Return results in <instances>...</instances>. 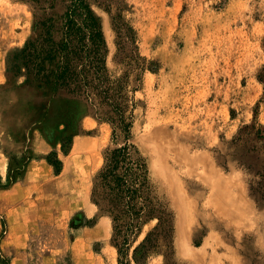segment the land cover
<instances>
[{
    "label": "rangeland",
    "instance_id": "obj_1",
    "mask_svg": "<svg viewBox=\"0 0 264 264\" xmlns=\"http://www.w3.org/2000/svg\"><path fill=\"white\" fill-rule=\"evenodd\" d=\"M124 2L139 52L156 69L143 74L134 96L132 142L175 216L171 264H264V203L251 196L261 192L254 172L262 168L251 148L264 157V0ZM45 7L0 0V264H118L112 220L91 200L104 152L114 146L112 126L92 116L78 121L69 154L57 148L56 174L46 159L54 145L34 124L40 96L9 73ZM93 9L118 76L111 18ZM63 116L54 106L49 122ZM99 223L104 237L96 238ZM147 264L167 263L159 255Z\"/></svg>",
    "mask_w": 264,
    "mask_h": 264
},
{
    "label": "trees",
    "instance_id": "obj_2",
    "mask_svg": "<svg viewBox=\"0 0 264 264\" xmlns=\"http://www.w3.org/2000/svg\"><path fill=\"white\" fill-rule=\"evenodd\" d=\"M44 1L46 7L35 16L33 34L11 59L9 73L11 79L24 76L21 88L40 96L38 109L43 112L37 119L39 123L34 124L55 149L47 162L56 174L62 172L57 148L60 145L61 152L69 154L74 137L82 131L78 121L92 116L109 123L114 146L104 152L103 165L93 180L91 200L100 216L112 220V244L118 250V264H147L159 255L171 264L175 255V216L157 194L147 161L132 142L134 96L141 88L143 74L156 69L139 52L137 32L124 16L126 4L124 0ZM59 3L62 13L56 11ZM94 5L111 18L116 34L114 62L122 70L118 76L108 67L109 50ZM54 106L65 116L50 123ZM251 149L262 164L261 170L254 172L261 192L251 190V196L260 204L264 203V157L255 147ZM153 222L156 224L145 232Z\"/></svg>",
    "mask_w": 264,
    "mask_h": 264
},
{
    "label": "crops",
    "instance_id": "obj_3",
    "mask_svg": "<svg viewBox=\"0 0 264 264\" xmlns=\"http://www.w3.org/2000/svg\"><path fill=\"white\" fill-rule=\"evenodd\" d=\"M34 167H35V165L32 163V162H30L29 163V168H28V171H30V170H33L34 169ZM28 173V172H27ZM17 185H18V182H16L10 189L11 190H17L18 188H17ZM9 189V190H10ZM24 219V218H23ZM99 228H100V223H99V225L97 224L95 227H93V229H92V231H91V234L93 235V236H96V238H101V237H104V236H97V232L99 231Z\"/></svg>",
    "mask_w": 264,
    "mask_h": 264
}]
</instances>
